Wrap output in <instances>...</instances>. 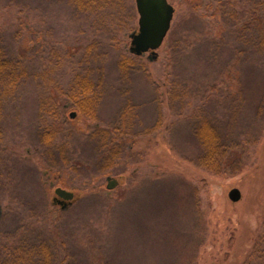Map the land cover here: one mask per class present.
Returning <instances> with one entry per match:
<instances>
[{"label": "rangeland", "instance_id": "rangeland-1", "mask_svg": "<svg viewBox=\"0 0 264 264\" xmlns=\"http://www.w3.org/2000/svg\"><path fill=\"white\" fill-rule=\"evenodd\" d=\"M168 1L150 59L134 0H0V264H264L263 0Z\"/></svg>", "mask_w": 264, "mask_h": 264}, {"label": "water", "instance_id": "water-1", "mask_svg": "<svg viewBox=\"0 0 264 264\" xmlns=\"http://www.w3.org/2000/svg\"><path fill=\"white\" fill-rule=\"evenodd\" d=\"M138 13L137 28L129 33L130 53L142 55L149 52L148 57L153 59L157 56V48L161 45L169 30L173 17L174 7L168 0H134ZM74 112L70 113L73 117ZM117 185V180L107 177L106 187L112 189ZM54 193L63 200L73 198V192L60 186L55 187ZM228 197L235 202L241 198V191L233 187L228 192ZM2 207L0 203V216Z\"/></svg>", "mask_w": 264, "mask_h": 264}, {"label": "trees", "instance_id": "trees-1", "mask_svg": "<svg viewBox=\"0 0 264 264\" xmlns=\"http://www.w3.org/2000/svg\"><path fill=\"white\" fill-rule=\"evenodd\" d=\"M74 2H76L79 6L84 7V6H89V5H93V4H97L99 1L101 0H73ZM263 4H264V0H263ZM264 10V8L262 9V11ZM264 12V11H263ZM261 39L264 42V27L262 30V35L260 33ZM9 77V81L11 82L13 79H15L12 77L13 76V68L11 66V64L9 63V61L4 57L2 48L0 47V82L2 80H4L5 77ZM82 82L86 83V81ZM87 85V83L85 84ZM80 92V109L85 108L86 106V102H87V98L84 95V93ZM200 140L202 142L203 145V149H204V156H203V164H205V166L212 168V167H216L219 159L221 157V149L219 148V146L217 145L218 142V136L216 135V133L214 132L213 128L211 126H207L202 128L200 130ZM41 264H52V262H50L49 258L48 259H44V261ZM249 264V263H247Z\"/></svg>", "mask_w": 264, "mask_h": 264}]
</instances>
